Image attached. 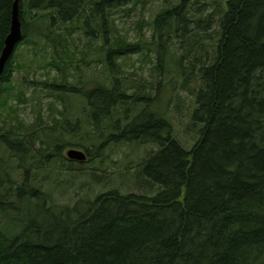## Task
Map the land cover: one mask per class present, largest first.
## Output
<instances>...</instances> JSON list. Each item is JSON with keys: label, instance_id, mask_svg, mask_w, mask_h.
<instances>
[{"label": "trees", "instance_id": "16d2710c", "mask_svg": "<svg viewBox=\"0 0 264 264\" xmlns=\"http://www.w3.org/2000/svg\"><path fill=\"white\" fill-rule=\"evenodd\" d=\"M15 1L0 0V56ZM148 1L19 0L23 37L0 74V264H264V0H165L149 38L144 17L134 39L111 26L116 12ZM81 31L83 45L73 38ZM47 46L55 54L40 58ZM92 53L106 76L94 87L67 72ZM131 55L150 64L151 79H132ZM38 68L59 73L30 80ZM28 82L44 88L27 98ZM44 92L52 122L34 106ZM28 99L32 119L22 117ZM172 107L188 110L190 149L174 134ZM122 143L153 145L137 167L143 193L91 195V186L66 201L70 177ZM72 147L88 159L69 158ZM94 176L96 185L106 177ZM11 188L16 201L6 202Z\"/></svg>", "mask_w": 264, "mask_h": 264}, {"label": "rangeland", "instance_id": "374dc122", "mask_svg": "<svg viewBox=\"0 0 264 264\" xmlns=\"http://www.w3.org/2000/svg\"><path fill=\"white\" fill-rule=\"evenodd\" d=\"M179 0L174 1L175 4L178 3ZM199 2V1H198ZM166 4L165 0H150L146 3V9H143V4L139 2L135 10H132L130 12H121L118 14L117 12L114 14V19H111V26L117 27V30L120 33L127 34L130 39L137 38L141 36L140 34V29H139V24L138 22L144 17L148 25L144 29V37L149 38L152 34V27L149 26L155 14ZM217 16V15H216ZM215 17L213 18V20ZM211 23V21H210ZM204 32H201V35H203ZM111 36V33H109ZM73 38L75 41H77L78 44L83 45L85 42L89 41L87 35L85 34L84 31L77 32L73 35ZM96 40L92 42H99L98 41L99 37L95 38ZM97 43V44H99ZM88 44V43H87ZM86 44V45H87ZM82 47H79L77 44L74 45L73 51H78ZM23 48H21L22 50ZM95 52V50H94ZM55 52H53L52 48L47 46L45 51H40L39 56L42 58V56H48L51 57L54 55ZM77 59L80 60L78 63L79 68H75L74 66H71L72 71H67L70 74L71 79L75 77H83L84 79L87 80L88 85L90 87L93 86V82L96 81H106V76L104 75L105 72L102 69L103 65L101 62L98 61V57L95 53H92V55L85 54V56H82V54H78ZM23 57H20V60H23ZM144 59L143 56L141 55H131L128 56L127 58L125 57L124 60L126 61V67L125 69L131 73L134 74L132 76L133 80H138L142 76L147 79H151V69H150V64H144L143 67L141 68L142 65V60ZM50 71L51 76L53 77L54 75L58 74L59 71L56 68H53L52 70H48L46 68H38L37 69V74L35 76L30 75L29 79L34 80L35 78L39 81L44 80L47 77V72ZM25 72L23 71H16L14 73V81L17 85H20V82L22 79H24L23 75ZM132 82V85L130 88L132 90H135V86L137 84L130 80ZM91 82V83H90ZM22 83V82H21ZM28 86H25V88L29 87V93L26 96L29 98L32 95V92L36 88H44L43 85H37L32 82L27 83ZM74 88V87H73ZM79 88V87H76ZM73 89V92L75 95H77L75 89ZM129 92L131 90L129 89ZM162 94V104H160V111H163L165 109V106L167 104V101L169 99L170 93L169 91L163 90L161 92ZM183 94V93H182ZM69 98V97H68ZM67 98V99H68ZM187 98V104L190 102V98L186 95ZM52 99L51 96L48 95L47 92H44L42 95V104H35L36 100L34 99L33 101H30L28 99V104L26 110L22 112V117H27L28 119H32L34 116V113L32 112V105L35 104L34 106L38 107L41 106L43 108V115L45 116V119L50 120L52 122V117L50 116V112L46 109V103ZM66 99V100H67ZM71 103L76 102V96H70L69 101ZM61 106V103H59ZM171 105H174V103H171ZM185 108V107H183ZM76 116V113H73ZM56 115V113L54 114ZM170 115L172 116L173 122L175 124L176 128V133L174 130L175 136L181 141L183 146L187 149H190L192 147L193 141L191 136L185 133V126L189 118L188 110L185 109L182 112H176L173 107L170 110ZM178 136H177V135ZM153 148L152 144H136V143H122L120 145H114L111 146L108 151H107V156L104 161H100L99 159L96 160L94 163L89 165V171H84L82 173H74V176L70 177L71 178V184L72 187L68 190V192H65V198L66 201L70 203H74L77 199H79V195H83L85 191L89 187H96L97 190L91 192V195L99 194L101 192L110 190L112 188H117L121 189L124 192H136V193H143L140 192L141 190L138 188L136 185V172H137V167L140 161L143 160V158L147 155L148 151H150ZM5 153V152H1ZM98 167L104 168L107 170V172L97 170ZM94 172L97 174H104L106 177L103 178V181L99 184L96 185L94 183L95 176ZM53 176L60 174L61 177L67 176L66 172H53L51 173ZM15 177L21 176L23 177V173L15 172L13 175ZM65 179V178H64ZM13 191L14 188H11L9 190V197L6 199V202L10 200L16 201V199L13 197ZM57 194H59V191H56Z\"/></svg>", "mask_w": 264, "mask_h": 264}, {"label": "water", "instance_id": "95a60500", "mask_svg": "<svg viewBox=\"0 0 264 264\" xmlns=\"http://www.w3.org/2000/svg\"><path fill=\"white\" fill-rule=\"evenodd\" d=\"M19 0L14 3V8L12 12L11 30L5 39V47L3 49L2 55L0 56V74L2 73L5 63L12 56L16 46L22 39V24L19 17ZM68 157L71 159L85 160L87 155L84 151L79 149L68 150Z\"/></svg>", "mask_w": 264, "mask_h": 264}, {"label": "bare ground", "instance_id": "6f19581e", "mask_svg": "<svg viewBox=\"0 0 264 264\" xmlns=\"http://www.w3.org/2000/svg\"><path fill=\"white\" fill-rule=\"evenodd\" d=\"M200 2V1H199ZM144 21V20H143ZM186 21V20H185ZM3 52V51H2ZM2 55V54H1ZM11 57V56H10ZM77 120V119H76ZM79 127V126H78Z\"/></svg>", "mask_w": 264, "mask_h": 264}]
</instances>
